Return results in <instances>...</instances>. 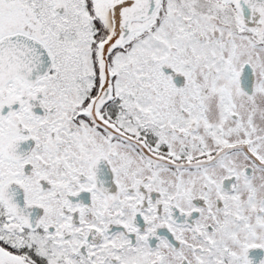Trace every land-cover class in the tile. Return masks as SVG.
<instances>
[{
  "label": "snow or ice",
  "instance_id": "obj_1",
  "mask_svg": "<svg viewBox=\"0 0 264 264\" xmlns=\"http://www.w3.org/2000/svg\"><path fill=\"white\" fill-rule=\"evenodd\" d=\"M254 250L264 0H0V264Z\"/></svg>",
  "mask_w": 264,
  "mask_h": 264
},
{
  "label": "flooded vegetation",
  "instance_id": "obj_2",
  "mask_svg": "<svg viewBox=\"0 0 264 264\" xmlns=\"http://www.w3.org/2000/svg\"><path fill=\"white\" fill-rule=\"evenodd\" d=\"M179 83V80L177 81ZM249 258L252 259L253 264H259L261 258H264V252L260 250H254L249 253Z\"/></svg>",
  "mask_w": 264,
  "mask_h": 264
}]
</instances>
